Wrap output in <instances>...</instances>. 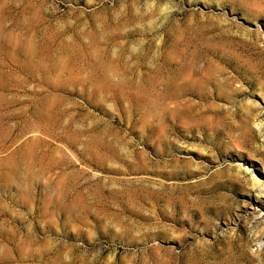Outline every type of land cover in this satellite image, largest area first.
<instances>
[{"label":"rangeland","instance_id":"1","mask_svg":"<svg viewBox=\"0 0 264 264\" xmlns=\"http://www.w3.org/2000/svg\"><path fill=\"white\" fill-rule=\"evenodd\" d=\"M263 108L264 0H0V264H264Z\"/></svg>","mask_w":264,"mask_h":264},{"label":"bare ground","instance_id":"2","mask_svg":"<svg viewBox=\"0 0 264 264\" xmlns=\"http://www.w3.org/2000/svg\"><path fill=\"white\" fill-rule=\"evenodd\" d=\"M256 106H259L260 103L258 101V103L255 102ZM264 109V108H263ZM259 128L261 127V124L257 125ZM247 173L250 174L251 179L253 181L254 187H256L259 191V194H263L264 195V177L257 175L254 170L252 171H248V169H246Z\"/></svg>","mask_w":264,"mask_h":264}]
</instances>
